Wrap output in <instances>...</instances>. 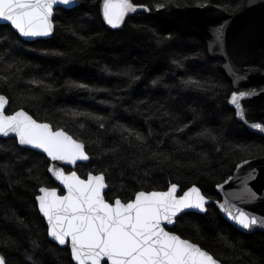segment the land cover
<instances>
[{"label":"trees","instance_id":"obj_1","mask_svg":"<svg viewBox=\"0 0 264 264\" xmlns=\"http://www.w3.org/2000/svg\"><path fill=\"white\" fill-rule=\"evenodd\" d=\"M248 0H132L137 5H147L148 9L156 10L157 3H176L179 6H202L213 3L230 13H237L244 8ZM80 7L72 13L63 8L55 12V34L48 40L25 42L15 34L13 29L0 28V33L9 38L19 40L21 48L11 53V58L22 61L27 67L21 82L14 93L11 89H0V94L9 99L7 114L24 108L29 114L39 121L50 118L65 126L74 138H87L95 140L98 135L93 123L81 130L78 123L65 119L60 109L78 108L88 110L105 116L109 122L118 120L148 135V126L153 129V138L162 139L164 151L171 154L173 162L179 161V166L157 167L148 163L150 174L145 177L147 170L144 165L139 169L128 167V161L138 157L137 150L127 144H120L117 135L105 137L108 144H119L121 159L95 158L99 150L95 144L87 145L90 162L77 167V172L82 178L91 174H98L94 169H108L106 182L109 185L105 197L109 202L112 198L121 201L130 200L135 192L167 191L171 183H176L181 188L179 195L192 186H198L203 194L211 200L205 214L187 212L177 218V223L171 231L181 238L198 244L210 253L224 257L225 264H264V231L246 234L230 224L215 206L214 201H219L220 196L216 191L219 184L224 183L233 173L238 164L244 159L250 160L264 156V137L255 134L241 122H238L234 109L230 106V93L235 91L233 84L222 67L224 61L214 59L209 55L206 43L197 36H186L176 29L165 26L161 22L148 16L145 12L129 13L124 24L114 29L103 21L102 0H79ZM70 21L76 28L77 35L67 30ZM85 37L84 40L80 37ZM169 37H171L169 39ZM4 48H0L2 54ZM64 53L56 55L55 53ZM173 61H179L178 66ZM111 72L105 71V68ZM134 70L140 80L129 87L126 76L119 75L125 70ZM32 76L45 78L54 85L55 90L51 95H44L42 103L31 101L23 102L20 92L29 85L24 80ZM207 82L211 90H202L195 85L186 86L183 82L189 80ZM158 80V84H153ZM70 81L89 84L98 89L107 91L92 92L79 88H69ZM218 86V87H216ZM260 91L264 89V82L253 83L240 88L241 91ZM116 97L123 99L117 102V108L101 101H115ZM144 101L149 106L162 107L157 113L158 118L145 122L144 114L147 108L140 102ZM139 106L140 111H136ZM163 111L171 113V117L163 116ZM143 113V114H142ZM191 127L184 133L174 134L172 129L179 123L191 121ZM201 128H210L220 137L219 142L201 140L195 136ZM83 132V136L80 134ZM172 134L169 139L164 138V133ZM179 137L181 142L189 145L187 151H176L172 139ZM237 143L251 146L250 153L241 154L233 152L232 145ZM0 144L9 145L27 157L26 160H14L16 172L19 174L9 177L0 173V230H7L10 234L28 247L29 236L39 234L41 243L49 248L56 249V256L45 253L44 264H75L70 256L69 248L58 247L47 235L46 222L41 216L37 201L38 187L59 188L49 173L50 162L46 156L36 151H24L16 140L0 139ZM219 147V151H217ZM207 154V161H203L201 154ZM0 152V162L11 156ZM38 167L33 168L32 176H39L43 184L38 185L36 180L29 179L28 168L33 167V162ZM147 163V162H146ZM67 172L71 170L66 168ZM20 179V185L9 188L8 180ZM63 194L64 191L61 190ZM14 208L24 218L32 232L26 229L17 231L10 223L3 221L4 210ZM223 233L234 249H226L217 236ZM0 251L8 258L9 264H25L22 251Z\"/></svg>","mask_w":264,"mask_h":264},{"label":"snow or ice","instance_id":"obj_2","mask_svg":"<svg viewBox=\"0 0 264 264\" xmlns=\"http://www.w3.org/2000/svg\"><path fill=\"white\" fill-rule=\"evenodd\" d=\"M59 6H63L66 12L72 13L81 5L79 0H0V20L3 21L0 28L10 27L26 43L38 37H49L56 29L54 8ZM259 6L264 8V0H261ZM164 7V3L156 4L158 10ZM249 7L251 8L252 5ZM138 8L150 11L147 5H137L132 3V0H102L103 21L112 28H119L124 24L126 16L130 12L137 11ZM67 30L77 35L76 28L70 21L67 22ZM80 39L84 40L85 37L81 36ZM247 40V32L237 34L232 39L230 51L226 53L229 63L224 67L235 83L247 80L253 72H264V63H261L259 68L251 66V53ZM225 42L226 26L221 24L213 33L211 46H219L223 50ZM0 48H4L3 53L0 54V89H11L15 93L27 66L22 61L12 59L11 53L19 51L21 45L15 37L9 38L6 34L0 33ZM55 54L64 55L60 52ZM173 62L182 66L179 61ZM246 64L250 66L241 74ZM105 71L111 72L107 67ZM118 74L128 78L129 87L141 78L131 69ZM23 83L29 85L20 92L23 102L42 103L44 95H51L55 90L54 85L42 77L32 76ZM152 83L155 85L159 81L154 80ZM183 83L186 86L195 85L205 91L211 90L206 81L202 83L189 78ZM67 87L92 92L107 91L76 81H70ZM261 93H264V89L259 92L254 89L249 91L237 89L230 93L229 103L233 106L238 122L264 132V123L252 119L249 115L250 107L241 103L245 98L259 96ZM122 99V97H116L115 101H101V103L110 104L113 109H116L117 102ZM140 103L147 108V113L144 114L146 123L158 118L156 114L161 112L163 106L153 110V106L147 105L146 102L141 101ZM7 104L8 97L0 94V136L8 138L10 134H14L11 135V139L16 140L18 145L30 146L24 148V151L42 150L52 161H65L75 165L77 161L90 160L86 144H95L99 150L94 154L96 159H121L120 145L108 144L105 141V137L118 134L120 144L134 147L138 153L136 159L128 161V167L139 169L141 165H144L147 168L148 163L157 167H170L173 164L179 166L180 162L178 160L173 162L171 154L162 149L161 145L164 140L154 139L153 143H149V139L153 138V129L150 124L146 136L135 127L121 124L118 120L109 122L108 118L95 112L78 108L60 109L58 111L63 114V117L73 123H78L81 130L93 123L98 132L95 140L91 136L86 139L73 138L65 130V126H61L59 122L47 117L43 121L34 119L23 107L10 115L5 114ZM136 111H140L139 106ZM162 115L171 117V113L167 111H163ZM192 123L195 121L181 122L172 129V133H184ZM80 135L83 136V132ZM171 137L172 134L164 133L165 139ZM196 138L216 142L220 140L216 131L210 128H201L195 136H190L189 140ZM172 142L176 146V151L189 150L190 146L181 142L178 136L172 139ZM219 150L217 147V151ZM250 150L251 146L247 144L232 145L233 152L239 151L243 154L250 153ZM261 150L264 151V147ZM0 152L12 153L0 162V173L6 177L10 174L18 176L14 160L28 158L20 155L10 145L5 147L4 144H0ZM201 155L203 161H207V154ZM248 164L250 161L244 159L242 164L237 165V168ZM36 167L38 163L34 161L33 167L27 169L30 174L28 178L36 180L37 184L41 185L43 181L40 177L31 175L33 168ZM94 170L98 174L89 173L86 178L82 179L76 171L66 175L62 169L50 168L49 171L66 188L67 194L60 195L55 188L40 186L37 189L40 194L35 197L38 210L47 221L48 237L58 247L68 245L70 256L75 264H225L224 257L210 253L198 244L182 239L180 235L167 230L168 226L177 223L179 214H188L185 210L208 211L206 205L209 203V198L201 192L200 188L193 186L184 191L182 195H177L179 185L170 182L167 191L139 190L130 200L122 202L121 199L112 198L113 202H109L105 199V189L109 187L106 182L108 169ZM151 171V168H147L143 175L147 177ZM255 173L256 168L251 167L247 176L238 177L241 188L235 194L236 200L252 203L264 198L258 197L257 193L249 187L248 182L254 179ZM8 183L11 188L13 185H20L22 181L20 179L13 181L9 178ZM217 187L223 190L224 185L220 184ZM214 203H217L225 215L243 229L251 230L257 225L264 228V216L257 217L254 213L238 207L227 199L223 204L218 201ZM2 218L4 222L13 225L17 231L26 229L29 233L32 232L27 222L14 208H6ZM217 239L226 249L235 248V244L231 243L223 233H220ZM27 245L28 247H25L24 243L7 230H0V248L9 252L22 251L25 264H44L43 257L46 252L58 259L56 249L43 245L38 233L29 236ZM0 264H9L8 258L2 251H0Z\"/></svg>","mask_w":264,"mask_h":264},{"label":"water","instance_id":"obj_3","mask_svg":"<svg viewBox=\"0 0 264 264\" xmlns=\"http://www.w3.org/2000/svg\"><path fill=\"white\" fill-rule=\"evenodd\" d=\"M260 3L261 0H248L244 8L237 13H230L229 11L221 7H218L213 3H208L202 6H184V7L179 6L176 3H170L165 5L164 8L159 10L156 9L153 11L152 10L148 11L143 8H138L137 11L135 12H139V11L145 12L151 18L156 19L165 26H169L176 29L183 35L192 36V37L197 36L201 38L207 45L209 55L214 59H221L224 61L222 69L224 73L227 75V77L230 79V81L232 82L233 88L236 91L237 89H240L243 86H248L250 84L258 83V82H264V72L256 71L251 73L247 80H242L239 83H235L233 81V78L228 74L227 69L224 67L226 64L229 63V57L226 55V53H228L232 47V43H231L232 39L241 32H247L248 34L247 46L251 53L250 56V60L252 61L251 66L259 68L260 64L264 63V8L259 6ZM249 5H252V7L250 8ZM58 8L64 9L63 6L55 7L54 18H55L56 9ZM0 24H3L2 20H0ZM221 24H225L226 26V42L223 50H221L219 46L216 47L211 46L213 44V33L215 29L218 28ZM54 34L55 31L49 37H38L31 42H35L37 40L51 39L54 36ZM237 66L239 67V65ZM249 66L250 65L248 64L244 65V69H242L241 74H243V71L246 70ZM241 103L250 107L251 111L249 115L251 116L252 119L256 120V122L264 123V93H261V95L259 96L245 98L244 100L241 101ZM230 106L233 108L232 105ZM8 108H9V99H8V104L5 106V114H7ZM245 126L249 129V131L264 137V132H261L259 129H252L247 125ZM11 135L14 134H10V137L8 138H4L0 136V139H10ZM20 147L26 148L30 146H20ZM33 151L39 152L47 157V154L43 153L42 150H33ZM47 159L50 162L49 169L50 168L62 169L66 175L70 174L72 171H76L78 176L80 175L77 172V167L81 164H86L90 162V160L77 161L75 165H71L65 161H52L51 158L49 157H47ZM249 161L250 164L244 165L242 168L238 169L236 167L233 176L231 177V180L228 179L227 181L222 183V185H224L223 190L216 187V191L220 196V200L218 202L223 204L225 203L226 199L230 200L233 204H236L238 207L244 208L246 211L254 213L257 217H261L264 216V198L257 199L252 203H243L235 199V194L241 188L240 180L238 179V177L247 176L248 171L251 167L256 168V173L254 174V179L248 182L249 187H251L253 191L257 193L258 197H264V156L255 159H250ZM242 163L243 162H241L240 164ZM66 168L70 169L71 171L67 172L65 170ZM49 173L56 182V184L59 186V188H55L58 194L66 195L67 194L66 188L61 184L59 180L55 178L54 174L51 171H49ZM195 187L198 186L195 185ZM108 189L109 187L105 189V193L108 191ZM61 190L64 191L63 194L61 193ZM180 192H181V188L179 187L177 195H179ZM210 204H211V200L209 199V203L206 205V207H208ZM215 206L219 210L222 217H224L230 224H232L238 230L246 234H252L257 231H264V228L260 227L259 225L254 226L253 229L251 230L243 229L241 226L237 225L234 221L228 218L225 215V213L219 208L217 203H215ZM185 212L186 213L196 212L199 214L206 213V212H200L199 210H185ZM40 214L42 216V213ZM182 214L184 213L179 214L177 218H179ZM44 220L47 224L46 218H44ZM174 226L175 225L168 226L167 230L171 231V229H173ZM60 247L69 248L68 245L60 246ZM73 262L75 263L74 260Z\"/></svg>","mask_w":264,"mask_h":264}]
</instances>
